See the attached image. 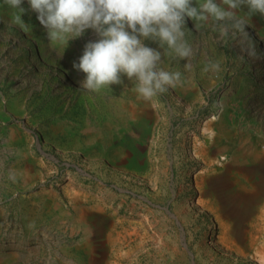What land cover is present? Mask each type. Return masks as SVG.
I'll return each instance as SVG.
<instances>
[{
    "label": "rangeland",
    "instance_id": "1",
    "mask_svg": "<svg viewBox=\"0 0 264 264\" xmlns=\"http://www.w3.org/2000/svg\"><path fill=\"white\" fill-rule=\"evenodd\" d=\"M21 7L0 0V264H264L243 184L264 152V16L189 20L190 67L165 48L181 79L146 101L127 77L80 88L94 30L66 46Z\"/></svg>",
    "mask_w": 264,
    "mask_h": 264
},
{
    "label": "clouds",
    "instance_id": "2",
    "mask_svg": "<svg viewBox=\"0 0 264 264\" xmlns=\"http://www.w3.org/2000/svg\"><path fill=\"white\" fill-rule=\"evenodd\" d=\"M22 15L24 0H10ZM49 40L67 46L69 40L92 29L96 40L85 43L72 67L84 73L80 88L98 92L127 77L146 101L167 91L181 79L179 71L161 67L165 48L185 61L192 55L186 40L189 20L214 22L222 34L243 29L246 17L264 16V0H27ZM246 9V10H245ZM230 22V23H229ZM146 41L158 44L153 48ZM161 49L163 51H161ZM212 70L218 63L210 62ZM208 70V69H206Z\"/></svg>",
    "mask_w": 264,
    "mask_h": 264
},
{
    "label": "bare ground",
    "instance_id": "3",
    "mask_svg": "<svg viewBox=\"0 0 264 264\" xmlns=\"http://www.w3.org/2000/svg\"><path fill=\"white\" fill-rule=\"evenodd\" d=\"M254 45V44H253ZM247 167V168H246ZM245 167L246 175H245V183L248 187L252 189V195L249 197V204L248 211L250 212L252 209V206L255 207L259 203H262L264 199V152L258 153V155L255 156L254 161L249 163ZM248 202V201H247ZM247 211V214L249 215V212ZM259 217L263 218L264 220V208L263 206L259 208ZM245 215V214H244ZM250 228L246 233V238L248 239L249 243L256 242L258 239L261 238V233L264 231V226H260L258 230H255L256 225L254 224L253 220L249 224ZM237 239H240V237H236ZM254 248L256 249L257 255L260 258H264V247L257 246ZM243 255L244 248L242 247L238 248Z\"/></svg>",
    "mask_w": 264,
    "mask_h": 264
}]
</instances>
